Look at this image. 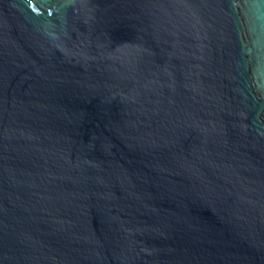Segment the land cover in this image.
Here are the masks:
<instances>
[{"label": "water", "instance_id": "obj_1", "mask_svg": "<svg viewBox=\"0 0 264 264\" xmlns=\"http://www.w3.org/2000/svg\"><path fill=\"white\" fill-rule=\"evenodd\" d=\"M0 264H264V0H0Z\"/></svg>", "mask_w": 264, "mask_h": 264}]
</instances>
